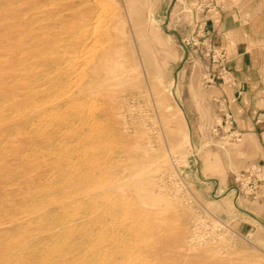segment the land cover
<instances>
[{"label":"rangeland","instance_id":"1","mask_svg":"<svg viewBox=\"0 0 264 264\" xmlns=\"http://www.w3.org/2000/svg\"><path fill=\"white\" fill-rule=\"evenodd\" d=\"M199 13L0 0V264H264V133L207 81Z\"/></svg>","mask_w":264,"mask_h":264},{"label":"crops","instance_id":"2","mask_svg":"<svg viewBox=\"0 0 264 264\" xmlns=\"http://www.w3.org/2000/svg\"><path fill=\"white\" fill-rule=\"evenodd\" d=\"M196 4L206 40L225 52L227 74L218 83V100L238 133H264V0Z\"/></svg>","mask_w":264,"mask_h":264},{"label":"bare ground","instance_id":"3","mask_svg":"<svg viewBox=\"0 0 264 264\" xmlns=\"http://www.w3.org/2000/svg\"><path fill=\"white\" fill-rule=\"evenodd\" d=\"M108 3H109V1H108ZM25 4V3H24ZM23 4V5H24ZM44 4V3H43ZM102 4V3H101ZM96 5V4H95ZM99 5V4H98ZM128 5V4H127ZM77 6V5H76ZM76 6H74V7H76ZM104 6V5H103ZM102 6V7H103ZM37 6H35V8H36ZM129 7V6H128ZM31 8V7H30ZM93 8L94 7H89L88 9H87V11L89 12V13H92L93 12ZM104 8V7H103ZM122 8H124V6L122 7ZM130 8V7H129ZM32 10H33V8H31ZM117 9V8H116ZM78 10V9H77ZM95 10V9H94ZM28 11V10H27ZM67 11V10H66ZM130 11V10H129ZM95 12H96V10H95ZM97 13H99V12H97ZM130 15V14H129ZM54 16V15H53ZM20 17H21V15H20ZM19 17V18H20ZM96 17H97V14H96ZM123 18V17H122ZM24 19V18H23ZM98 19H99V17H98ZM97 19V20H98ZM132 19V18H131ZM25 20V19H24ZM73 20V19H72ZM91 20H93V19H91ZM90 20V21H91ZM96 20V21H97ZM123 20V19H122ZM29 22V21H28ZM81 22V21H80ZM79 22V25L83 22H81L80 23ZM58 23H59V21H58ZM62 23V22H61ZM85 24V23H84ZM132 24H133V22H132ZM59 25H61V24H59ZM58 25V26H59ZM86 25V24H85ZM94 25H95V23H94ZM93 25V26H94ZM31 26V25H30ZM81 26V25H80ZM59 27H61V26H59ZM88 28V27H87ZM34 29V28H33ZM54 29V28H53ZM73 29V28H72ZM133 29H134V27H133ZM80 30V29H79ZM26 32V31H25ZM109 32V31H108ZM93 33V32H92ZM110 33V32H109ZM8 35H9V33H8ZM92 34H89L88 33V30L85 28V29H83L82 30V32H80V34H79V36H78V38H77V40H75L74 42H73V46L75 47V48H84L86 45H87V43H88V41H89V39H90V36H91ZM20 36V35H19ZM56 37V36H55ZM103 37V36H102ZM126 37V36H125ZM4 38V37H3ZM8 38V37H7ZM94 38V37H93ZM123 38H124V36H123ZM122 38V39H123ZM2 39V38H1ZM97 39V38H96ZM93 41V40H92ZM91 41V42H92ZM99 41V40H98ZM96 42H97V40H96ZM100 42V41H99ZM98 42V43H99ZM122 42H123V40H122ZM123 44H124V42H123ZM25 45V44H24ZM89 46V45H88ZM33 47V46H32ZM93 47V46H92ZM126 47V46H125ZM103 48V47H102ZM87 49V48H86ZM92 49V48H91ZM26 50V48H24V51ZM90 50V49H89ZM11 52V51H10ZM84 53V52H83ZM24 55L26 54V52H24L23 53ZM123 54V53H122ZM4 55V54H3ZM86 55V54H85ZM84 57V56H83ZM20 58V57H19ZM19 58H18V60H19ZM92 58V57H91ZM90 58V59H91ZM6 60V59H5ZM27 60V59H26ZM92 60H93V58H92ZM23 61V60H22ZM83 61V60H82ZM25 62V61H24ZM67 62V61H66ZM119 62V61H118ZM17 64H18V62H17ZM21 64V63H20ZM83 64H85L86 65V63H83ZM108 64V63H107ZM112 64V63H111ZM84 67V66H83ZM22 68H24V67H22ZM85 68V67H84ZM109 68H111L112 69V66H109ZM91 69V68H90ZM95 69V68H94ZM117 69V68H116ZM3 70H4V68H3ZM21 70V69H20ZM120 70V69H119ZM23 71H24V69H23ZM46 71V70H45ZM107 71H109V70H107ZM113 71V70H112ZM116 71V70H115ZM118 71V70H117ZM16 72V71H15ZM77 72V71H76ZM105 72H106V70H105ZM111 72V71H110ZM86 73V72H85ZM84 73V74H85ZM115 74H116V72H114ZM113 73V74H114ZM79 74H81V73H79ZM84 74L82 75L83 77H84ZM109 74V73H108ZM74 75V74H73ZM81 76V75H80ZM81 76V78L83 79V77ZM86 76V75H85ZM77 77V76H76ZM14 79H16V77L14 78ZM36 79V78H35ZM91 79V78H90ZM103 79H104V77H103ZM28 80H29V78H28ZM69 80H70V78H69ZM77 81V80H76ZM80 81V80H79ZM73 82V81H72ZM69 83V82H68ZM74 83V82H73ZM77 84V83H76ZM76 86V85H75ZM19 87V86H18ZM28 88V87H27ZM16 89H18V88H16ZM70 91V90H69ZM13 93V92H12ZM18 93V92H17ZM15 94V93H14ZM60 94V93H59ZM19 95V94H18ZM13 96V95H12ZM5 97V96H4ZM15 97V96H14ZM55 99V98H54ZM93 100V99H92ZM13 101V100H12ZM75 101V100H74ZM89 102V101H88ZM6 103V102H5ZM12 103V102H11ZM91 103V102H90ZM15 104H16V102H15ZM73 104V103H72ZM80 103H78V105H79ZM87 104V103H86ZM12 105V104H11ZM69 105V104H68ZM94 104H92V106H93ZM96 105V104H95ZM95 105H94V107H95ZM72 106V105H71ZM12 107H13V105H12ZM64 109V108H63ZM72 109V108H71ZM59 110V109H58ZM66 110V109H65ZM5 111H7L8 112V110H4L3 112H5ZM10 111V110H9ZM57 111V110H56ZM61 111V110H60ZM81 112V111H80ZM89 112H91V111H89ZM2 114V113H1ZM55 114V113H54ZM80 114V113H79ZM57 117V116H56ZM91 122V121H90ZM94 123V122H93ZM82 125V124H81ZM88 125V124H87ZM86 127V126H85ZM86 129V128H85ZM175 129H176V127H175ZM123 130V129H122ZM181 131V130H180ZM99 133V132H98ZM186 134V133H185ZM90 137V136H89ZM182 137V136H181ZM188 137V136H187ZM186 137V138H187ZM179 139V138H178ZM177 142H179V141H177ZM174 143V142H173ZM187 143L189 144V145H191L190 144V140H189V137L187 138ZM181 144H182V141H181ZM177 145V144H176ZM185 146V145H184ZM99 147V146H98ZM151 147V146H150ZM97 161V160H96ZM97 163V162H96ZM97 166V165H96ZM99 166V165H98ZM149 166V165H148ZM76 167V166H75ZM78 167V166H77ZM99 169V168H98ZM124 171V170H123ZM148 171V170H147ZM134 174V173H133ZM132 174V176H134ZM144 180H145V178H144ZM128 182H130V181H128ZM128 182H126L127 184H128ZM125 184V183H124ZM151 186V185H150ZM140 187V186H139ZM119 188H122V186H120ZM140 188H142V187H140ZM107 191V190H106ZM150 191V190H149ZM106 193V192H105ZM153 193H155V192H153ZM156 194V193H155ZM159 195V194H158ZM153 196V195H152ZM144 200V199H143ZM145 202V201H144ZM156 203V202H155ZM168 203V202H167ZM148 204V203H147ZM149 204H152V203H149ZM97 209V208H96ZM77 211V210H76ZM91 212V211H90ZM95 216V215H94ZM96 217V216H95ZM106 218V217H105ZM22 219H24V218H22ZM73 222V221H72ZM22 223V222H21ZM100 224V223H99ZM64 225V224H63ZM94 226V225H93ZM74 227V226H73ZM72 227V228H73ZM101 227H102V225H101ZM59 228V227H58ZM24 231H26V230H24ZM69 234V233H68ZM43 237V236H42ZM116 242V241H115ZM114 245H116V244H114ZM102 246V245H101ZM129 246V245H128ZM103 247V246H102ZM106 249H107V247H105ZM9 249V248H8ZM11 249V248H10ZM94 249V248H93ZM96 249V248H95ZM100 249V248H99ZM105 249V250H106ZM134 249V248H133ZM104 250V249H103ZM90 251V250H89ZM58 252H60V251H58ZM86 252V251H85ZM88 252V251H87ZM60 254V253H59ZM62 255V254H61ZM22 256V255H21ZM51 256V255H50ZM48 257V256H47ZM57 258V257H56ZM59 258V257H58ZM57 258V259H58ZM105 258V257H104ZM117 258V257H116ZM119 258V257H118ZM128 258V257H127ZM131 258V257H130ZM47 259V258H46ZM63 259V258H62ZM53 260H55V259H53ZM70 260V259H69ZM118 260H121L122 261V259H118ZM50 261V260H49ZM107 261V260H106ZM56 262V261H55ZM58 262V261H57ZM109 263V262H108ZM122 263V262H121ZM59 264V263H58ZM139 264V263H138Z\"/></svg>","mask_w":264,"mask_h":264},{"label":"built area","instance_id":"4","mask_svg":"<svg viewBox=\"0 0 264 264\" xmlns=\"http://www.w3.org/2000/svg\"><path fill=\"white\" fill-rule=\"evenodd\" d=\"M188 43H190V41H188ZM205 50L207 54L212 53V61L217 62L218 66L221 68L217 75L215 73L212 74V76H210L207 81L212 83L215 81V79L221 78L222 80V77L227 74L225 52L221 49L215 48L209 42L207 43Z\"/></svg>","mask_w":264,"mask_h":264}]
</instances>
